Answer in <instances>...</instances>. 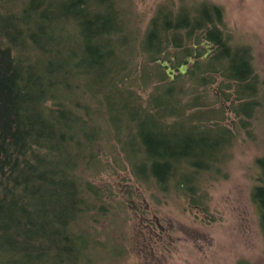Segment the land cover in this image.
<instances>
[{
    "label": "trees",
    "instance_id": "1",
    "mask_svg": "<svg viewBox=\"0 0 264 264\" xmlns=\"http://www.w3.org/2000/svg\"><path fill=\"white\" fill-rule=\"evenodd\" d=\"M121 10L116 0H28L18 13L0 11V264L88 256L90 238L73 227L102 195L78 169L99 161L105 139L139 178L194 195L200 172L222 161L230 130L200 87L224 76L244 99L232 113L249 117L258 105L251 53L231 45L219 5H163L142 33ZM204 40L214 52L193 64V84L182 73L170 80L158 60L169 49L192 55ZM256 164L264 236V155Z\"/></svg>",
    "mask_w": 264,
    "mask_h": 264
},
{
    "label": "rangeland",
    "instance_id": "2",
    "mask_svg": "<svg viewBox=\"0 0 264 264\" xmlns=\"http://www.w3.org/2000/svg\"><path fill=\"white\" fill-rule=\"evenodd\" d=\"M27 1L0 0V11L18 13ZM116 1L131 29L140 33L163 5L175 10L201 2L219 5L223 9L219 27L229 42L234 47L247 46L251 53L257 87L252 99L258 105L249 117L232 113L231 106L239 102L238 84L229 86L224 76L200 87L201 95L210 97L204 100L222 105V125L230 130L228 141L222 144V161L200 172L194 195L174 185L162 187L152 178H139L125 153L105 139L99 161L78 169L102 195L101 200L94 198L93 212L73 227L76 232L83 229L90 238L88 256L80 264H238L241 259L264 264V236L252 199L256 159L264 155V0ZM213 52V46L210 51L197 46L192 55L196 62ZM171 56L173 49L165 53L166 60ZM181 56L173 67L187 65L183 75L191 86L195 62L187 63L188 56ZM139 60L140 55L134 62ZM178 73L173 78L167 75L173 80ZM149 91L141 90V94L146 97ZM101 206H105L103 211Z\"/></svg>",
    "mask_w": 264,
    "mask_h": 264
},
{
    "label": "water",
    "instance_id": "3",
    "mask_svg": "<svg viewBox=\"0 0 264 264\" xmlns=\"http://www.w3.org/2000/svg\"><path fill=\"white\" fill-rule=\"evenodd\" d=\"M211 42H209V41H204V44H206V46L207 47H209L211 44H210ZM210 48V47H209ZM205 55H207V54H205ZM188 61L190 62V63H194V61H195V59L193 58V57H188ZM161 63H162V65H164V66H166L167 67V69H166V71H167V74L171 77V78H173L174 77V73H175V69H173L171 66H170V64H169V62L167 61V60H164V61H161ZM186 67H187V65L186 64H183L182 66H180L179 67V71L181 72V73H185L186 72Z\"/></svg>",
    "mask_w": 264,
    "mask_h": 264
},
{
    "label": "flooded vegetation",
    "instance_id": "4",
    "mask_svg": "<svg viewBox=\"0 0 264 264\" xmlns=\"http://www.w3.org/2000/svg\"><path fill=\"white\" fill-rule=\"evenodd\" d=\"M204 41H206V40H204ZM204 41L201 42V45H202L203 47H205L208 51H210L211 48H212V46H213V44L210 43L211 45L209 46V47H210V48H209V47L206 46V44H204ZM207 41H209V40H207ZM209 42H210V41H209ZM194 46L197 47L196 44H194ZM175 53H176V49H173V56H171V58L169 59L170 61L167 60V61L169 62V64H170L172 67H173V63L177 60V57L175 56ZM194 55H195V53H194ZM204 56H206V55H204ZM204 56H203L202 58H204ZM188 57H190V56H188ZM188 57H187V58H188ZM191 57L194 58L193 55H191ZM194 59H195V58H194ZM158 61H159V60H158ZM194 62H195V61H194ZM187 63H188V62H187ZM181 65H182V64H181ZM181 65H180V66H181ZM180 66H179V67H180ZM179 67H178V69H175V68L173 67V68L175 69L176 73L179 71ZM166 68H167V67H166Z\"/></svg>",
    "mask_w": 264,
    "mask_h": 264
},
{
    "label": "bare ground",
    "instance_id": "5",
    "mask_svg": "<svg viewBox=\"0 0 264 264\" xmlns=\"http://www.w3.org/2000/svg\"><path fill=\"white\" fill-rule=\"evenodd\" d=\"M163 61H164V60H163ZM159 62L161 63V60H159ZM187 62H189V61H188V58H187ZM189 63H190V62H189ZM161 64H162V63H161ZM182 65H183V64H182ZM182 65H181V66H182ZM163 66H164V65H163ZM170 66H171V65H170ZM171 67H172V66H171ZM172 68H173V67H172ZM166 69H167V68H166ZM173 69H174V68H173ZM175 72H176V71H175ZM179 72H180V71H179ZM180 73H181V72H180ZM182 74H184V73H182ZM170 78H171V77H170Z\"/></svg>",
    "mask_w": 264,
    "mask_h": 264
}]
</instances>
